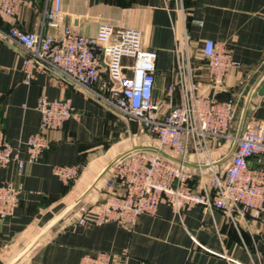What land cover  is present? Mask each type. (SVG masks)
<instances>
[{"label": "crops", "instance_id": "crops-1", "mask_svg": "<svg viewBox=\"0 0 264 264\" xmlns=\"http://www.w3.org/2000/svg\"><path fill=\"white\" fill-rule=\"evenodd\" d=\"M48 7L49 0H36L16 17L0 13V31L17 26L60 38L61 29L46 24ZM62 8L63 26L80 35H96L103 24L142 32L143 47L158 54L154 100L162 114L181 103V69H186L201 95L234 100L231 134L236 135L244 116L245 121L251 116L264 121V0H62ZM207 39L242 64L218 87L208 80V60L202 53ZM27 57L21 45L0 34V129L12 144L22 148L25 158V142L40 129L36 105L41 95L69 99L75 115L63 129L48 132L43 159L27 165L22 175L14 165L0 168V184L21 187L14 216L0 220V264H81L85 255L97 252L110 253L123 264H264V215L255 218L238 209L233 222L202 205L177 210L162 201L155 215L141 216L135 227L77 224L81 207L94 210L111 192L104 185L120 160L136 151L159 154L156 149L162 148L136 121L51 69L40 68L26 84ZM209 149L199 154L191 150L183 159L195 171L198 187L190 185L196 192L201 177L208 180L213 171L224 172L233 143L217 147L211 141ZM75 164L85 166L76 183L64 184L53 173L56 165ZM249 165L264 168L256 158Z\"/></svg>", "mask_w": 264, "mask_h": 264}, {"label": "built area", "instance_id": "built-area-1", "mask_svg": "<svg viewBox=\"0 0 264 264\" xmlns=\"http://www.w3.org/2000/svg\"><path fill=\"white\" fill-rule=\"evenodd\" d=\"M32 1L36 0H0V13L16 17ZM63 22L62 0H49L46 24L49 28L61 29L60 38L28 33L17 26L7 33L0 31L28 53L23 65L26 84L32 83L40 68L51 69L125 118L136 121L142 131L157 138L161 147L172 150L184 160L191 150L197 154L209 153L211 141L217 147L224 141L234 142L235 135L231 134L234 100L201 95L186 69H181V103L166 114L160 112L154 100L158 54L143 47L140 30L103 24L96 35L86 36L64 27ZM182 40L181 44L187 45V40ZM182 51L184 53V49ZM202 53L208 60L209 83L215 87L221 86L230 72L242 65L212 39L204 41ZM185 55L188 56L186 50ZM36 109L41 115L40 129L25 142V158L22 148L14 146L0 129V168L14 165L16 173L22 175L27 165L43 159L49 147L48 132L63 129L75 115L69 99L52 100L45 95L38 98ZM254 158L264 162V121L254 116L246 119L224 172L213 171L208 180L201 177L198 192L190 185L192 174L185 165L175 164L159 154L132 153L117 163L106 180L104 188L111 190L107 197L94 210L79 209L77 224L115 222L123 227H135L141 216L155 215L162 201L177 210L202 205L206 210L220 211L233 222L235 209L261 218L264 215V168L251 167L249 163ZM84 169L82 164L56 165L53 173L68 185L76 183ZM20 193L21 187L14 182L0 184V220L14 216ZM193 241L205 248L194 238ZM81 264L123 263L110 253L97 252L85 255Z\"/></svg>", "mask_w": 264, "mask_h": 264}, {"label": "water", "instance_id": "water-1", "mask_svg": "<svg viewBox=\"0 0 264 264\" xmlns=\"http://www.w3.org/2000/svg\"><path fill=\"white\" fill-rule=\"evenodd\" d=\"M244 123H245V116L242 117V119H241V121H240V123H239V127H238L237 133H236V135H235V140H234V142H233V152H234V150H235V148H236V145H237V142H238L239 138L241 137V134H242V131H243ZM156 150H157V152H158L160 155L168 156V157H170L171 159H173L174 161L178 162L179 164L187 165V162L184 161L183 159H175L174 157L168 155V154H167L164 150H162V149H158V148H157ZM136 152H138V151H136ZM134 153H135V152H134ZM117 161H118V160H117ZM111 167H112V165L108 168V170H109ZM208 167H209V166H208ZM108 170H106V171H108ZM106 171H105V173H106ZM105 173H104V174H105ZM96 184H97V183H95V184L93 185V188L96 186Z\"/></svg>", "mask_w": 264, "mask_h": 264}, {"label": "rangeland", "instance_id": "rangeland-1", "mask_svg": "<svg viewBox=\"0 0 264 264\" xmlns=\"http://www.w3.org/2000/svg\"><path fill=\"white\" fill-rule=\"evenodd\" d=\"M160 148H162V149H165V147H160ZM167 150H170V149H168V148H166ZM176 164V163H175ZM188 171H189V173H194L195 171H193L192 169H189L188 168ZM189 182L191 183V184H193L192 182H193V175H192V178L189 180Z\"/></svg>", "mask_w": 264, "mask_h": 264}, {"label": "trees", "instance_id": "trees-1", "mask_svg": "<svg viewBox=\"0 0 264 264\" xmlns=\"http://www.w3.org/2000/svg\"><path fill=\"white\" fill-rule=\"evenodd\" d=\"M197 180H198V179H193V182H192L193 184H192V185L198 187V185H197V184H198V181H197Z\"/></svg>", "mask_w": 264, "mask_h": 264}]
</instances>
